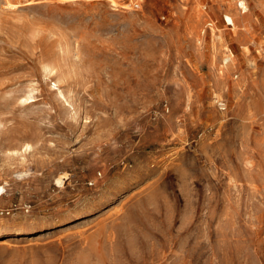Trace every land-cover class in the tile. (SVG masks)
<instances>
[{"label":"rangeland","instance_id":"rangeland-1","mask_svg":"<svg viewBox=\"0 0 264 264\" xmlns=\"http://www.w3.org/2000/svg\"><path fill=\"white\" fill-rule=\"evenodd\" d=\"M113 1L0 0V264H264V0Z\"/></svg>","mask_w":264,"mask_h":264},{"label":"bare ground","instance_id":"bare-ground-1","mask_svg":"<svg viewBox=\"0 0 264 264\" xmlns=\"http://www.w3.org/2000/svg\"><path fill=\"white\" fill-rule=\"evenodd\" d=\"M113 1V0H112ZM114 2V1H113ZM240 4H243V1H240ZM245 7V6H244ZM226 19L228 20V21H230V22H232V17L231 16H229V15H226Z\"/></svg>","mask_w":264,"mask_h":264}]
</instances>
